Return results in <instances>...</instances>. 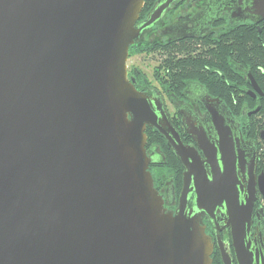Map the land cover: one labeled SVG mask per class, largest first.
<instances>
[{
  "label": "water",
  "instance_id": "1",
  "mask_svg": "<svg viewBox=\"0 0 264 264\" xmlns=\"http://www.w3.org/2000/svg\"><path fill=\"white\" fill-rule=\"evenodd\" d=\"M144 1L0 0V264H213L199 214L184 209L188 189L166 212L148 170L145 130L162 133L166 117L126 62L171 0L136 28ZM247 7L264 17V0ZM174 149L186 186L199 167L201 198L228 194L193 149L194 163ZM241 230L238 261L250 264Z\"/></svg>",
  "mask_w": 264,
  "mask_h": 264
},
{
  "label": "flooded vegetation",
  "instance_id": "2",
  "mask_svg": "<svg viewBox=\"0 0 264 264\" xmlns=\"http://www.w3.org/2000/svg\"><path fill=\"white\" fill-rule=\"evenodd\" d=\"M166 1L155 0L144 16L139 14L135 27ZM239 1H169L159 17L140 30L126 62L129 81L166 117L161 119L162 133L146 128L151 135L145 148L153 186L172 214L181 209L182 193L188 189L184 209L199 214L213 244V264H223V254L239 264L234 223L242 226L244 256L250 264H264V72L252 67L253 74L248 62L233 60L230 40L234 28L262 33L264 17L245 11L248 0ZM141 55L155 63L151 77L130 63ZM192 62L196 69L188 68ZM222 69L235 76L232 83L229 78L223 81L227 87L211 77ZM175 144L183 147L189 163L196 153L211 185L228 194L201 198L199 167L186 177V186L187 168ZM248 209L249 219L243 221ZM233 210L239 212L237 220L231 217Z\"/></svg>",
  "mask_w": 264,
  "mask_h": 264
},
{
  "label": "trees",
  "instance_id": "3",
  "mask_svg": "<svg viewBox=\"0 0 264 264\" xmlns=\"http://www.w3.org/2000/svg\"><path fill=\"white\" fill-rule=\"evenodd\" d=\"M155 0H145L144 6L142 8V11L140 12L141 16H144L145 13L148 11L149 7L153 4ZM229 40V39H228ZM231 55L233 57V60H238L248 62L246 64L250 67L252 73L254 74L253 68L260 66V68L264 72V31L262 33H258L257 29H254L253 32L242 31L240 28H234L231 31ZM131 48V46L129 47ZM246 58V60H244ZM197 65L195 63H190L188 68L189 69H196ZM202 68V66H199ZM253 67V68H252ZM212 78L216 79L215 81H218L219 84L222 87H227V83L225 82V79L229 78L230 83H232L231 79L235 76L232 72L228 73L226 71L218 70L217 73L212 74ZM235 79V78H234ZM232 79V80H234ZM224 81V82H223ZM215 85L218 83L214 82ZM216 88V86H214ZM146 136H151L149 133V129L145 130Z\"/></svg>",
  "mask_w": 264,
  "mask_h": 264
},
{
  "label": "rangeland",
  "instance_id": "4",
  "mask_svg": "<svg viewBox=\"0 0 264 264\" xmlns=\"http://www.w3.org/2000/svg\"><path fill=\"white\" fill-rule=\"evenodd\" d=\"M133 61L130 60V63L136 64L145 74L151 77L152 68L155 63L150 60V58L141 56H133Z\"/></svg>",
  "mask_w": 264,
  "mask_h": 264
}]
</instances>
